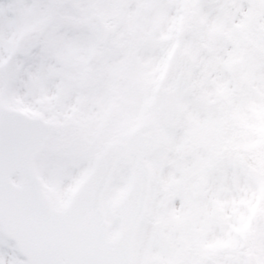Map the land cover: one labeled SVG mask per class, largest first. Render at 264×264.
Returning a JSON list of instances; mask_svg holds the SVG:
<instances>
[{"label":"snow or ice","instance_id":"1","mask_svg":"<svg viewBox=\"0 0 264 264\" xmlns=\"http://www.w3.org/2000/svg\"><path fill=\"white\" fill-rule=\"evenodd\" d=\"M0 264H264V0H0Z\"/></svg>","mask_w":264,"mask_h":264}]
</instances>
